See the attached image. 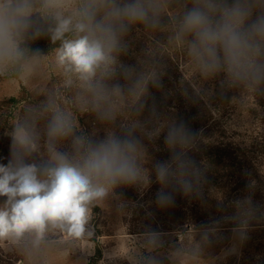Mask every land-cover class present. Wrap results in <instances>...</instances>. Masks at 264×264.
<instances>
[{"label": "clouds", "instance_id": "clouds-1", "mask_svg": "<svg viewBox=\"0 0 264 264\" xmlns=\"http://www.w3.org/2000/svg\"><path fill=\"white\" fill-rule=\"evenodd\" d=\"M134 28L150 39L139 69L120 60ZM43 36L56 45L48 55L29 47ZM169 46L183 49L191 74L222 73L229 87L254 96L264 88V0H0V79L28 85L51 71L58 84L24 106L12 124V158L0 164V243L26 264H47L50 253L79 242L87 247L92 206L118 185L147 183L137 131L151 140L167 127L172 157L155 165L156 178L164 188L198 192L202 173L188 156L195 134L182 122L161 123L154 109L148 121L138 119L149 87L160 86ZM79 113L121 122L122 135L111 127L99 141L78 134ZM171 202V194L158 193L161 207ZM253 211L248 200L236 203L233 231L241 240ZM217 231L205 229L199 241L182 236L172 264H209L205 249ZM144 247L158 249V237L146 236ZM125 255L129 264H158L132 246Z\"/></svg>", "mask_w": 264, "mask_h": 264}, {"label": "rangeland", "instance_id": "rangeland-1", "mask_svg": "<svg viewBox=\"0 0 264 264\" xmlns=\"http://www.w3.org/2000/svg\"><path fill=\"white\" fill-rule=\"evenodd\" d=\"M157 38L164 40L163 34ZM127 39L129 51L120 60L124 65L139 69L150 39L146 33L135 28ZM55 46L47 36L29 42L31 49H38L43 55L50 54ZM165 52L166 55L160 61V86L149 87L145 110L138 119L141 122L148 121L154 109L161 123L182 122L195 134V147H212L221 142L232 153L226 158L228 162L221 166L220 175L208 173V169L198 166L202 180L196 194L185 195L172 186L164 188L156 178L155 165L164 161L161 160L163 154L159 156L157 143L165 142L167 127L151 140L137 131L135 135L141 140L146 152L144 167L148 174L147 183L116 186L91 208L89 223L93 236L88 240L87 247L85 242H79L69 252L58 254L53 251L47 264H129L125 254L130 246L137 248L143 255L153 256L158 264H172L170 253L181 246L182 236L192 234L193 239L199 241L202 231L217 225L218 231L205 249L204 258L209 264H264V221L258 222L253 212L249 221H255L259 226L256 229L249 228L248 222L246 238L241 240L233 231L237 222L232 219L236 215L238 201L248 200L251 205L264 202V161L251 159V153H248L253 141L259 137L264 139V107L260 101L253 100L255 95L243 97L242 100H236L234 96V105L223 108L227 109L225 114L224 111L218 112L212 99L218 91L223 90L222 86L227 85L225 78L220 75L205 79L198 73L191 74L187 56L178 46H169ZM120 82L123 83V80ZM53 87H58V84L51 71H46L41 78L28 85L0 79V164L7 166L12 158V124L24 106ZM241 94H244L243 90ZM234 108L236 110L233 111ZM179 109L181 114L175 117L171 112ZM184 117H188L189 124L184 123ZM77 119L78 134L83 133L93 140L104 139L109 127L117 135H122L121 122L109 126L98 121L92 113H79ZM145 126L151 129L152 124L146 123ZM237 147L244 149L246 157L238 160L244 158L243 161L248 159L250 162L241 170L234 159ZM66 149L67 145H64L62 150ZM34 160L39 162L38 157ZM255 171L261 175V183L256 187L251 186L247 192L248 198L243 196V200L237 199L239 189L236 188L240 186L239 183L246 181L248 187V177H255ZM161 190L172 196V202L166 207L158 203ZM3 199L0 197V202ZM150 234H155L159 239L160 247L156 250L144 247V239ZM0 264L26 262L0 243Z\"/></svg>", "mask_w": 264, "mask_h": 264}, {"label": "trees", "instance_id": "trees-1", "mask_svg": "<svg viewBox=\"0 0 264 264\" xmlns=\"http://www.w3.org/2000/svg\"><path fill=\"white\" fill-rule=\"evenodd\" d=\"M220 75L224 77V75L222 73L218 74L217 76H220ZM221 88L223 90L218 91V93L212 99L214 105L218 108V109H216L218 112L224 111V114H225L226 113L225 110H227V109H223V108H225L226 106H229V105H234V103H233L234 102V96H235L236 100H242L243 97H244V99L248 98V96L245 97V94H241L242 89H240V88L234 89L233 87H229L228 85L222 86ZM234 90H236V91L234 92ZM253 100L254 101L255 100L260 101V103L264 107V88H262L258 93L255 94V97ZM232 110L234 111L236 109L234 108ZM179 111H180V109L176 110V112H174V110H173L171 113L173 115H175V117H178V115L181 114ZM183 119L186 120L184 122L185 124H189L188 122L190 120L188 119V117H184ZM199 128H200V126H199ZM189 130L191 131V129H189ZM157 144H158V148L160 149L159 150L160 151L159 156H162V154H163V156L161 157V160L162 161L164 160L163 162H168V161L170 162L171 161L170 159L172 157V152L168 148L167 144L165 142H158ZM196 149L197 150L200 149V150L195 152ZM244 152H245L244 149H242L240 147H237L235 150L234 159H236V166L240 170L243 169L248 163H250L248 161V159H246L245 161H243L244 158L242 160H238V158H240V157H245ZM248 153L249 154L251 153L250 154L251 159H262L264 161V139H261L259 137L258 140L253 141L251 143V146H250ZM230 154H232L231 151L230 150L228 151L226 149V147H223L221 145V142L215 146H212V147H195V145H194V147L188 151V156L192 160L195 161L197 167L201 165L200 167L206 168L209 170L208 173H215L218 175H220L221 166L225 165L226 162H228V159H226V158H229ZM252 154L254 156H252ZM203 156H205V158ZM259 177H261V175H259L257 173V171H255V177H253L252 175L248 177L249 178L248 182L250 184L248 187H246V184H247L246 181H245L246 183L245 182L239 183V185H240L239 187H237V185H236V187H237L236 189H239V192H237V194H236L237 199L243 200V196H247V198H248L247 192L249 191V189L252 187H256L258 184L261 183V181H260L261 179H259ZM240 190L242 192H244V191L245 192L242 193V192H240ZM178 195H180V194H177V196ZM253 204L254 205H251L253 210H254L253 212L257 215L258 222L260 221V223H261L262 221H264V202L261 204L254 202ZM249 223H250L249 228H252V229H256L255 227L259 226V223L257 224L255 221H249ZM214 247L218 248V246H214Z\"/></svg>", "mask_w": 264, "mask_h": 264}]
</instances>
